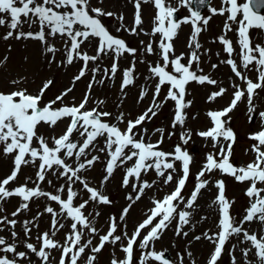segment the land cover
<instances>
[{
    "label": "snow or ice",
    "instance_id": "obj_1",
    "mask_svg": "<svg viewBox=\"0 0 264 264\" xmlns=\"http://www.w3.org/2000/svg\"><path fill=\"white\" fill-rule=\"evenodd\" d=\"M209 2L210 0H180L182 6L188 9L190 15L182 20H177L175 14L179 11L178 8L166 5L165 0H154L158 14L154 18V26L149 35L159 34L158 49L163 63H156L154 66L149 67L151 78L157 80L151 104L135 120H128L126 127L122 130L116 123H109L105 119L111 116L110 112L95 107L85 110L93 83L96 82V73L103 72L104 77L112 78L119 70V58L125 54L135 56L137 53L136 48L129 47L124 39L111 34L108 27L102 22L101 17H111L113 13H105L101 8L91 7L90 0H39V2L38 0H0V14H8L10 17V20L6 21L3 16H0V26L7 23L10 29L3 39L7 40L13 37L15 32L16 39L33 38L46 43L45 30H47V37L59 35L68 38L65 41L66 62L68 65H71L74 58L77 57L83 61V66L73 79L72 87H69L48 103H42V97L52 85L53 81L51 80L45 82L36 95L29 94L27 89L13 91L8 94L0 92V143L4 145V154H15L13 170L6 178L0 180V201H6L13 196L22 198L23 202L17 207L16 211L11 213L13 217H16L22 211L29 210V202L38 197L56 202L60 208V211L57 212L52 206H45L44 213L52 215V222L50 231L37 235L36 239L39 247L25 241L18 244L16 240L18 233L14 230L9 231L11 239L0 235V264H35L29 253L39 258L41 264H51L52 250H59L61 253L57 264H78V260L86 250L90 253L86 264H94L97 259L96 254L100 253L106 244L115 245L124 239L127 240L126 245L121 248L125 253L124 258L117 259L114 257L111 264H134V245L138 244V247L142 250L149 248L150 243L159 239L161 233L171 225L174 219L177 220L176 234L188 235L187 232H183V226L190 224L192 211L189 210L194 209L201 191L205 190L210 183L206 173L211 174L215 170L234 177L238 182H250V186L245 190V195L250 198V203L245 209L246 214L237 221L234 216L230 215L231 201L226 198L224 181H214L218 194L213 203L219 206L221 216L216 232L202 234L204 239L215 245L208 264H217L222 257L225 245L230 242V239L241 236L243 239L239 240L238 244L249 243L251 245L239 249L243 264H251V261L247 258L253 250L257 264H264V228H262L259 236L255 230L249 231L244 228L245 224L253 222H258L261 226H264V186H259L264 185V150H262L264 148V128L250 137L257 142L253 144L251 149L255 153V159L245 166H235L230 162L235 134L233 129L227 126L228 121L222 119L228 117V114L243 99H246L250 106L249 113L254 112V93H256V90H264V46L260 44L253 46L252 38L249 35V31L253 28L264 30V0H244L243 3H239L238 0H224V3L229 7H222L219 10V14L228 12V21L237 25L236 44L240 51L236 55L240 57L243 69L250 71V66L255 63L257 81L254 82L246 73L238 69L236 60L231 58L234 53L233 41L226 39L225 35H220L218 40L224 46V51L229 57L222 62L230 66L234 75L244 81L246 87L242 89L239 85H234L233 99L229 105L222 110L209 112L213 127L199 132L198 135L211 138L213 148L218 149V151L206 155L205 163L197 173V183L187 198L182 195V192L189 179L190 164L193 157L186 149H182L180 144H177L172 152L160 150L159 146L163 143L164 129L155 130L161 133V139L155 144L145 142L146 129L141 127L139 132L134 131L138 126H142L146 120L150 121L155 117L161 106L168 100L175 103L172 127L184 125L186 120L185 109L192 104L191 100H185L186 86L190 82H197L201 85L204 83L209 85L218 84L216 79L203 74L202 69H199V50L202 45L198 41V35L202 30H205L202 28L201 23L206 26L210 18L202 15L201 8ZM140 7L141 0H136L133 27L130 30H124L139 34L137 28L142 25ZM209 11L211 14L217 13L215 8H210ZM238 15L242 17L239 20H237ZM22 17L23 19H21ZM189 22L193 25V32L189 41L191 51L187 57L184 54L176 56L174 55L172 41L177 37L182 24ZM25 23L29 27L34 23H38L39 30L36 32L20 31L19 29ZM231 23L225 24V34L232 30ZM121 27L123 28V25ZM116 31H120V29ZM92 38L98 39L95 55H89L87 52L81 51V45L86 41L91 43ZM47 51L54 54L57 49L53 44L48 46ZM144 51L147 54H153V43L149 42ZM101 54L105 56L111 54L113 57L112 65L104 69L99 66L91 68L92 79L83 101L79 105H64V96L68 95L73 90L75 82L79 81L89 71L88 63L99 60ZM185 59L187 62L183 63L182 60ZM194 64L196 65L195 69L193 68ZM169 66H171V70H169ZM212 67L216 68L218 64H213ZM134 70L135 62L129 68L123 70L122 91L129 85L134 84ZM104 77L97 83L103 84ZM12 83L17 82L13 81ZM165 85L168 86L167 94L164 100H159L161 89ZM226 91L227 89L221 87L218 91L212 92L208 97L209 101L224 95ZM147 94V88H143L138 99L143 100ZM57 102L61 106L54 107ZM100 103L102 104L103 101ZM259 116L264 118V112H260ZM64 118H69V124L62 135L58 138L55 136L51 138L50 146L49 138L39 133V126L55 127L58 121ZM123 118L124 114L120 113L116 119L117 121H123ZM74 133L77 138H74ZM98 138L104 140V147H98ZM190 139V130L182 132L181 140L184 145H187ZM34 140L37 146H33ZM93 151L106 152L108 156L105 166L106 175L103 177L102 183L107 182L118 167L134 161L131 167H127L122 180L123 186L129 185L130 178L139 182L131 185L136 193L135 197L132 194L126 197L132 203L140 200L145 190L152 188L156 183L155 180L151 182L147 179L141 180L142 173L147 175L150 170L155 171L158 177L163 178L165 185L173 181L174 174L177 178L175 189L170 194L165 195L162 200L153 201L154 207L149 210L147 217L135 227L131 237L127 235L126 231H122L120 235L115 234L118 227H120L118 220L123 221L132 207V203H129L122 210L119 218L110 217L108 231L106 234L100 235L99 243L96 246H93L91 238L85 239L84 229H87L93 235L98 234V229L94 226L93 220L89 219L93 214L88 213L86 215L84 210L90 202L110 204L111 201L108 196L97 188L91 187L88 180L83 176L85 170L92 168L100 160L99 155H91ZM68 159H72L76 163H68ZM37 161L39 163L36 165L35 181H32V178L29 177L26 178L24 185L11 189L6 187L17 179L22 165L36 164ZM176 162H179L181 166L179 172L176 169ZM49 174L57 180H65V184L60 185L55 193L45 191L41 187L44 182L50 186L52 185V179L47 178ZM29 181L34 183V187L27 186ZM76 182H80L83 189L89 193V199L83 200L79 204H74V199L77 198L78 193L73 190L72 185ZM65 191L66 197L62 198L60 193ZM181 204L184 205V209L178 211ZM2 211L3 209H0V212ZM42 214L38 212L37 216ZM95 215L99 216L100 213L96 212ZM69 219L72 223L69 225V231L65 234L64 242L61 243L55 237L65 227L62 221ZM202 219H206V217H202ZM153 221L156 222L153 223ZM23 223L25 224L23 231L27 240L31 234V228L27 225L31 222L24 221ZM16 224V219L0 216V232L5 231V229H14ZM35 226L33 225V227ZM124 227L126 228V225ZM144 229L149 230L138 242V238L141 237V232ZM202 237L196 236L194 239L200 240ZM21 247L25 250H19ZM237 250V244H232L229 248V258L232 264H237L234 255ZM149 258L159 261L161 264H170L164 251H149L146 254L142 253L136 259L139 260V264H146Z\"/></svg>",
    "mask_w": 264,
    "mask_h": 264
},
{
    "label": "rangeland",
    "instance_id": "obj_2",
    "mask_svg": "<svg viewBox=\"0 0 264 264\" xmlns=\"http://www.w3.org/2000/svg\"><path fill=\"white\" fill-rule=\"evenodd\" d=\"M39 2V0H38ZM136 0H90V6L94 8H101L103 12H111V17H101L102 22L108 27L111 34L116 35L118 38L125 40L129 47L137 49L135 56L131 54H125L118 60V71L112 78L104 77L103 72L96 73V82L93 83L88 103L85 106V110L92 108H98L102 111L111 113L110 117L105 118L109 123H116L122 130L126 127L128 120H135L138 116L145 112L152 101L153 92L157 80L151 78L149 67L154 66L156 63H163L159 56L158 43L160 40L159 34L152 36L149 35L151 29L154 26V18L158 14V9L154 5V0H141L140 14L142 19V25L137 28V33L133 34L131 31L124 29H131L134 24V15L136 13L135 8ZM239 3H243L244 0H238ZM166 5H171L179 9V18L182 20L185 17H189L190 13L188 9L180 3V0H165ZM224 0H210L209 6L203 11L204 17H210L209 22L206 26L201 23L202 32L198 35V41L201 43L202 48L200 52L199 69H202L203 74L209 75L211 78L218 81L217 85H209L204 83L203 85L197 82H190L186 86V97L185 100H191L192 104L190 107L185 109L186 120L185 124L173 128L172 121L175 113V103L168 100L158 110V113L150 121H145L142 126H138L134 131L139 132L140 128L146 129L147 132L144 134L145 142H151L155 144L161 139V133L155 131L156 129H164L163 143L159 146L160 150L165 152H172L177 144H180L182 149H186L189 154L193 157L190 164V175L186 182L185 189L182 195L187 198L194 189L197 183V173L201 170L205 163V157L208 153H214L218 149L213 148V141L211 138H205L198 135L199 132L206 131L213 127V121L209 116L210 111L222 110L229 105L233 99L234 85H239L242 89L246 87L245 82L240 78L236 77L232 72L229 65L223 63L228 59V54L224 51V46L219 42L218 37L225 35L226 39L233 41L234 53L232 59L236 60L238 69L246 73V75L254 82L257 81V71L255 63L250 66L251 70H246L241 67L240 57L236 54L240 51L236 44L237 35L235 23L228 21V12L219 14V10L224 8ZM229 5L226 4L227 8ZM210 8L217 9L216 14L210 13ZM6 21L10 20L8 14H0ZM123 17V19H121ZM242 17L238 15L237 20ZM23 19V17L21 18ZM231 23L232 30L225 34V24ZM123 25V28L121 27ZM120 29V31H116ZM143 29V31H141ZM10 29L7 23L4 26H0V92L5 94L21 89H27V92L32 95L39 93L40 89L45 82L51 80L52 85L45 91L42 97V103H48L54 100L58 95L64 92L73 85V79L78 75L80 68L83 66V61L78 57L74 58V62L68 65L66 62V50L65 41L67 37H61L59 35L55 37H47V42H42L38 39L33 38H15V32L13 37L5 40L4 35ZM23 32H36L39 30L38 23H34L29 27L27 23L23 24L19 29ZM193 32V25L189 23L182 24L178 30V35L172 41L174 46V55L179 56L184 54L187 57L191 51L189 48L190 36ZM249 35L252 38L253 46L260 44L264 46V30L251 29ZM143 42V43H141ZM153 43V54H147L144 49L149 43ZM57 51L49 53L47 48L49 45H53ZM98 46V39L92 38L91 43L85 42L81 45V51L87 52L89 55H95ZM219 53V55H217ZM6 58V59H5ZM170 55V59H171ZM135 62V70L133 72L134 84L129 85L123 91L121 90L122 73L124 69H127L131 64ZM186 63V59L182 60ZM113 63V57L111 54L103 55L95 62H89V71L79 81L75 82L73 90L64 96V105H79L88 90V85L92 79L91 68L99 66L101 69L110 67ZM213 64H218V67L213 68ZM196 68V65H193ZM171 70V66H169ZM199 74V73H198ZM102 77H104V83H97ZM17 83L13 84L12 82ZM227 89L226 93L220 97H217L213 101H209L208 97L212 92L218 91L219 88ZM143 88H147L148 94L143 100H139L140 93ZM168 86L165 85L161 89V94L158 97L159 100H164L167 94ZM258 93V95H256ZM253 97L254 112L249 113V105L246 99L238 102V106L228 114V117L222 118L228 121L227 126L231 127L235 134V140L233 143L232 156L230 162L235 166H245L247 163L255 159V153L251 151L253 144L257 143L250 137L252 134L262 130L264 128V118L259 116L260 112H264V90H256ZM103 101L101 104L100 102ZM61 106L57 102L54 107ZM83 111V110H82ZM120 113L124 114L123 121H117V117ZM251 116V119H250ZM230 118V119H229ZM69 124V118H64L58 121L55 127H49L47 125L39 126V133L49 138L51 146V138L53 136L59 137L62 135L66 127ZM190 130L191 139L187 145H184L181 140L182 132ZM170 133H174L171 134ZM74 138L76 134L74 133ZM139 138V137H137ZM223 142V141H222ZM98 147H104V140L98 138ZM33 146H37L34 140ZM4 145L0 143V180L6 178L14 168V153L4 154ZM264 150V148H262ZM91 155H99L100 160L95 165L83 172V176L88 180L91 187L97 188L104 195L108 196L110 204H100L90 202L88 207L84 210L85 214L92 213L93 215L89 219L93 220L94 226L98 229V234L93 235L87 229H84L85 239L91 238L93 240V246L99 243L100 235H104L108 231L109 219L112 216L119 218L122 210L129 205L130 202L126 197L132 194L135 197L136 193L133 191L132 184L139 183L134 179L130 178L128 186H123L122 180L125 175L127 167H131L134 161H130L127 164L118 167L112 177L107 181L103 182V177L106 175L105 166L107 163V153H99L96 151L91 152ZM68 163L75 164L76 162L72 159L67 160ZM82 162V161H81ZM22 165L21 170L18 173L17 179L11 182L10 185L6 186L15 188L17 186L24 185L26 178L31 177L32 181H35L37 164ZM180 163L176 162V169L179 172ZM170 171V170H169ZM167 174V173H166ZM210 179L205 190L201 191L198 201L192 211L190 218V224L183 226V232H187L188 235L183 234L177 235V220H173L171 225L164 230L160 238L151 242L149 248L140 249L137 245H134V264H139V260L136 259L141 256L142 253L146 254L149 251H164L171 254L170 264H208L210 254L213 252L215 245L210 243L207 239L202 237V234L209 232V234L218 230V221L220 219L219 206L214 204L213 201L218 194V189L214 184L216 180H223L225 185V195L231 201L230 210H232V216L239 221L246 213L245 209L250 203V198L245 195V190L250 186V182H238L234 177L225 175L219 170L213 171L211 174H207ZM52 179V185H48L46 182L42 183L41 187L43 190L48 192H56V189L65 184L64 179L57 180L52 177L51 174L47 177ZM147 179L148 181L155 180L156 183L152 188L146 189L144 195L140 200L132 203L127 216L123 221L118 223L116 235H120L122 231H126L129 237L132 236L135 227L141 223L149 214V210L154 207V200H162L167 194H170L176 187L177 178L174 174V179L169 184L165 185L162 177H158L155 171L150 170L147 175L142 173L141 180ZM29 181L27 186L34 187V183ZM264 186V185H259ZM73 190L77 191L78 196L74 199V204H79L83 200L89 199V193L83 189L80 182H76L72 185ZM62 198L66 197V191L60 193ZM21 197L13 196L8 198L6 201H0V216H7L9 219H16L17 224L14 229H5L0 232V235L5 236L7 239H11L9 231L14 230L18 233L16 238L17 243L21 241L31 242L39 247V243L36 239L37 235L45 231H50L52 215L44 213L46 205L52 206L57 212L60 211L59 205L56 202L47 200L44 197L34 198L29 202V210L22 211L16 217H13L11 213L16 211L17 207L22 203ZM184 209V205L181 204V210ZM43 213L37 216V213ZM99 212L100 215L96 216L95 213ZM206 217V219H202ZM159 219V218H157ZM178 219V218H177ZM214 220V225L212 224ZM24 221H30L27 227L31 228L30 238L26 240L24 235ZM65 227L61 229L55 239L64 242L65 234L69 231V225L72 221L63 220ZM156 221H153L155 223ZM33 225H36L33 227ZM126 225V228L124 227ZM245 229L249 231L255 230L258 236L261 234L262 228L258 222L251 224H245ZM149 229H144L141 232L142 239L147 234ZM201 236L200 240H195L194 237ZM243 237H233L230 242L225 245V249L222 253V257L218 260L217 264H232L229 258V248L232 244L238 245V250L235 251L234 255L237 259V264H243L241 253L239 249L250 247L249 243L238 244V241ZM127 240L124 239L121 242H117L115 245L106 244L104 249L96 254L97 259L94 264H111V260L115 257L117 259H123L125 253L121 248L126 245ZM19 250H25L21 247ZM191 253V255H189ZM88 250L80 257L78 264H86ZM30 258L35 264H41L40 259L36 258L34 254L29 253ZM61 256L59 250H52L50 261L51 264H57ZM35 257V260H34ZM251 261V264H257L254 250L249 253L247 258ZM146 264H161L159 261H155L149 258Z\"/></svg>",
    "mask_w": 264,
    "mask_h": 264
},
{
    "label": "water",
    "instance_id": "obj_3",
    "mask_svg": "<svg viewBox=\"0 0 264 264\" xmlns=\"http://www.w3.org/2000/svg\"><path fill=\"white\" fill-rule=\"evenodd\" d=\"M209 3H207L203 8H201V12L208 6ZM177 17V14L175 15V18Z\"/></svg>",
    "mask_w": 264,
    "mask_h": 264
},
{
    "label": "bare ground",
    "instance_id": "obj_4",
    "mask_svg": "<svg viewBox=\"0 0 264 264\" xmlns=\"http://www.w3.org/2000/svg\"><path fill=\"white\" fill-rule=\"evenodd\" d=\"M225 4V3H224ZM226 7V4L224 5V8ZM218 12V11H217ZM212 224L214 225V220L212 222ZM35 256V255H34ZM36 257V256H35ZM35 257H34V260H35ZM37 258V257H36ZM38 259V258H37Z\"/></svg>",
    "mask_w": 264,
    "mask_h": 264
}]
</instances>
